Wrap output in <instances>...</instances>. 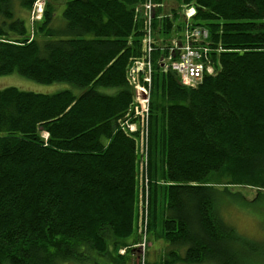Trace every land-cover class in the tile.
<instances>
[{"label":"trees","instance_id":"1","mask_svg":"<svg viewBox=\"0 0 264 264\" xmlns=\"http://www.w3.org/2000/svg\"><path fill=\"white\" fill-rule=\"evenodd\" d=\"M36 1L0 0V76L79 93L0 89V264L122 261L145 180L149 234L167 247L165 264H246L247 241L221 211L227 199L264 202L262 191L247 201L232 190L264 189V0H172L192 4V25L209 31L214 74L182 88L176 72H161L164 52L151 55L145 179L140 131L121 128L144 0H49L62 7L59 23L47 3L33 32ZM181 20L157 32L172 36Z\"/></svg>","mask_w":264,"mask_h":264},{"label":"rangeland","instance_id":"2","mask_svg":"<svg viewBox=\"0 0 264 264\" xmlns=\"http://www.w3.org/2000/svg\"><path fill=\"white\" fill-rule=\"evenodd\" d=\"M39 6L41 7V10L44 12L45 6L47 3L52 4V6L55 9L54 15L56 16V19L54 20V23H59V14L62 11V7L59 3V1H49V0H37ZM35 2V3H36ZM54 3V4H53ZM37 4V6H38ZM174 7H166L165 11L169 14H173V20H176V15H180L182 18L183 16L177 11L173 10L172 12H169L172 9H177V6L171 2L170 3ZM184 6V5H182ZM187 6H193L192 4ZM140 7H135L134 9V15L135 18L139 19V22L141 24V31H143V21L140 18ZM14 13L22 15L24 11H22L18 4L14 5ZM41 11V12H42ZM43 14V13H42ZM26 18V14L24 15ZM33 32L34 31V25L35 23H38L41 21L42 16L39 15L37 20L33 18ZM155 21V20H154ZM154 21H152L151 24V37L154 41V44L157 45L156 47L161 48V45H163V42H165L166 46H170V42L177 41L176 39L178 36H175L173 33L172 36L167 34H160V32H157L159 30L160 25L163 24L164 20H157L155 21L158 24V28H154ZM174 23V22H173ZM184 20L182 19L180 21L179 25V31H183L186 27L184 26ZM193 23V19L188 23L189 25ZM207 31L208 35L209 31L207 29H203ZM166 40V41H164ZM219 46V45H218ZM142 49V47H141ZM165 56L168 58V52L164 50ZM171 61H173V58H171ZM173 66V65H172ZM162 69V68H161ZM152 71V69H151ZM163 73V71H161ZM127 76V71H126ZM127 78V77H126ZM128 81V80H127ZM184 78L182 77L178 83L179 85L182 84V87H185V83H183ZM6 88H15L20 91L24 92H31L35 94H42V95H53L65 90H71L74 93H79L78 89H73L72 86L65 84V83H56L52 85H40L33 81H30L26 78H23L17 74H11L7 76H0V89H6ZM128 110L124 116L128 114ZM132 116V113H131ZM148 117H149V107H148ZM148 117H147V126H148ZM133 122V120H131ZM136 121V120H134ZM136 126L139 125L138 121L133 122ZM137 154L138 158L140 160V157L143 154H146L147 158V150L145 148V142L140 140V135L137 140ZM141 171V168L138 164L137 166V174L139 177V172ZM146 173H147V164H146ZM145 173V174H146ZM139 181V190L137 193V211H136V224H135V242H129V245L126 248H122L119 251V255L123 258L122 261L116 260V258L113 259H106V260H100L98 264H126V260L128 264H165L166 261H170L169 258H166L163 260L165 256V252L167 250V247L162 243L161 239L158 238L157 234H149V197L147 195V186L144 187V185L140 184ZM147 185V181H146ZM219 189L222 190V187H219ZM234 192L241 193L247 201L253 200L256 197V193L259 189H253V188H241V187H235L232 188ZM140 191V193H139ZM146 194V195H145ZM226 204L232 205L225 208V211H221V215L225 217L224 219L228 220L229 223L236 228V230L240 233L241 237L245 241H247V246L241 247V251L244 255V257L247 259L246 264H264V202L263 200H257L254 203L246 204L244 202H235L233 200V203H230L229 200H226ZM225 220V221H226ZM227 222V221H226ZM144 223L146 226L143 229ZM252 251H251V250ZM254 249V250H253ZM123 252V253H122ZM133 255V257H129ZM78 264V263H76ZM90 264V263H87ZM180 264V263H175Z\"/></svg>","mask_w":264,"mask_h":264},{"label":"built area","instance_id":"3","mask_svg":"<svg viewBox=\"0 0 264 264\" xmlns=\"http://www.w3.org/2000/svg\"><path fill=\"white\" fill-rule=\"evenodd\" d=\"M163 1L164 0H155L139 8L140 18L143 21L144 27L142 54L139 58L132 60L127 69V80L135 94L129 107L128 114L124 118L125 121L121 123V128L127 132L140 131V140L145 142V148L146 122L150 102L151 55L154 51V41L151 37V24L154 20H165L169 15V13L165 11L166 8L164 7ZM37 4L38 2L34 3L32 7L30 22H33V18L37 20L39 15L42 16L43 11L39 4L38 6ZM178 12L185 20H189L195 15L193 6L180 7ZM180 32L183 44L179 46L173 43V46H166L169 57L159 60L158 63L164 72H176L180 79L184 77L189 80L191 85L187 88H191V86L195 88L200 84L204 72L210 75L214 73L209 59V55L212 52L208 43L209 35L205 30L190 29L189 27ZM213 51L219 54L222 52V49L217 46ZM171 58L176 61L174 66L170 65L171 62H174L171 61ZM130 113H132V116H130ZM131 120L138 121L139 125L136 126ZM138 161L140 162L141 177L143 176L145 179L147 164L146 154H143ZM144 187H146V180ZM145 226L146 224L144 223L143 229Z\"/></svg>","mask_w":264,"mask_h":264},{"label":"bare ground","instance_id":"4","mask_svg":"<svg viewBox=\"0 0 264 264\" xmlns=\"http://www.w3.org/2000/svg\"><path fill=\"white\" fill-rule=\"evenodd\" d=\"M155 0H144V1H142L140 4H138V5H136L135 7H144L146 4H148L149 2H154ZM171 2H173L172 0H164L163 1V4H164V7L166 8L167 7V4L168 3H171ZM184 6H187V5H184ZM184 6H180V7H184ZM177 16H179L181 19H183L184 20V22H186V24L184 23V26L186 25V27H185V29L187 28V27H189L190 29H204V28H202V27H198V26H193L192 24H188L190 21H191V19H193V18H191V19H189V20H185L184 18H182L180 15H177ZM165 20H170V21H175V20H173V17H172V14H169L168 16H167V18L165 19ZM176 28V25L173 27V29H175ZM151 30H153V29H151ZM175 32V31H174ZM142 38H144V31H142ZM209 39V38H208ZM177 41H175V42H170V46H173V43H176L177 45H182L183 44V40H182V37L181 36H178V38L176 39ZM142 41H143V39H142ZM209 43V42H208ZM157 45H153V48H154V51H153V53L154 52H161V51H163L164 52V50L165 51H167V49H166V44L165 43H163V45H161V48H158V47H156ZM142 48H143V45H142ZM211 48V47H210ZM152 53V54H153ZM211 53H213V52H211ZM210 53V54H211ZM141 54H142V49H141ZM167 57L166 56H160V57H158V61L159 60H161V59H166ZM152 59V58H151ZM210 59V58H209ZM173 61L174 62H171L170 63V65L172 66H174L175 64H176V61L173 59ZM152 66V65H151ZM152 69V68H151ZM162 71H163V69H161ZM163 73H165L164 71H163ZM214 74V73H213ZM213 74H211V75H213ZM204 75V74H203ZM210 75V74H209ZM184 78V77H183ZM203 78V77H202ZM202 81V80H201ZM183 83H185L184 85H185V87H182V88H187L189 85H191V83H190V81L189 80H187L186 78H184V81H183ZM201 83V82H200ZM191 88H192V86H191ZM193 89V88H192ZM130 116H131V113H130ZM133 122H135L134 120H133Z\"/></svg>","mask_w":264,"mask_h":264},{"label":"crops","instance_id":"5","mask_svg":"<svg viewBox=\"0 0 264 264\" xmlns=\"http://www.w3.org/2000/svg\"><path fill=\"white\" fill-rule=\"evenodd\" d=\"M167 6H168V7H171V8L174 7V6H172L170 3H168ZM174 34H175V36H180L181 32H180L179 30H177V31L174 32ZM162 243H163V242H162ZM163 244H164V243H163ZM164 245H165V244H164ZM129 257H133V255L131 254V256H129ZM126 264H128V263H127V260H126Z\"/></svg>","mask_w":264,"mask_h":264},{"label":"flooded vegetation","instance_id":"6","mask_svg":"<svg viewBox=\"0 0 264 264\" xmlns=\"http://www.w3.org/2000/svg\"><path fill=\"white\" fill-rule=\"evenodd\" d=\"M180 86H182V84H180Z\"/></svg>","mask_w":264,"mask_h":264}]
</instances>
